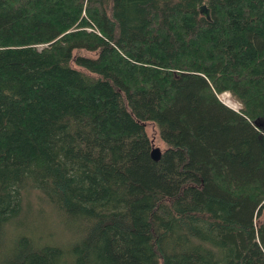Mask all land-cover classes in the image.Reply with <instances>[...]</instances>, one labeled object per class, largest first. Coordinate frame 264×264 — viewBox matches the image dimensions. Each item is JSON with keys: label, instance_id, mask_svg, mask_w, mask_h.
Segmentation results:
<instances>
[{"label": "trees", "instance_id": "trees-1", "mask_svg": "<svg viewBox=\"0 0 264 264\" xmlns=\"http://www.w3.org/2000/svg\"><path fill=\"white\" fill-rule=\"evenodd\" d=\"M0 264H264V0H0Z\"/></svg>", "mask_w": 264, "mask_h": 264}, {"label": "rangeland", "instance_id": "rangeland-1", "mask_svg": "<svg viewBox=\"0 0 264 264\" xmlns=\"http://www.w3.org/2000/svg\"><path fill=\"white\" fill-rule=\"evenodd\" d=\"M219 97L226 104L229 103V104L234 105V107L231 106V105L230 106L233 107V108H235V109H238L239 106H240L239 102L234 97H232L230 95V93L227 92V91L219 94ZM148 132L150 133V135H154L153 134V130L150 127H148ZM153 142H154V146H158V147L161 146V143L158 142V140L155 138V136H153Z\"/></svg>", "mask_w": 264, "mask_h": 264}, {"label": "water", "instance_id": "water-1", "mask_svg": "<svg viewBox=\"0 0 264 264\" xmlns=\"http://www.w3.org/2000/svg\"><path fill=\"white\" fill-rule=\"evenodd\" d=\"M199 12L204 15L206 18H210V11L209 8L207 7V5L205 3H201L198 7ZM230 106V105H229ZM160 148L158 146H152L151 148V156L152 158H154L155 160H157L160 157Z\"/></svg>", "mask_w": 264, "mask_h": 264}, {"label": "bare ground", "instance_id": "bare-ground-1", "mask_svg": "<svg viewBox=\"0 0 264 264\" xmlns=\"http://www.w3.org/2000/svg\"><path fill=\"white\" fill-rule=\"evenodd\" d=\"M227 104H229V103H227ZM229 105H231V106H233V107H234V105H232V104H229Z\"/></svg>", "mask_w": 264, "mask_h": 264}]
</instances>
